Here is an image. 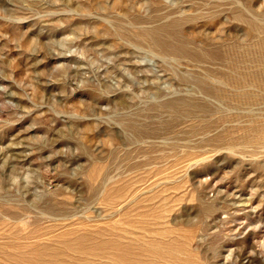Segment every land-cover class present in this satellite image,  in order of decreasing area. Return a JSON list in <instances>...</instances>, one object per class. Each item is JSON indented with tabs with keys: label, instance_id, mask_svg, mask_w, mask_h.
I'll list each match as a JSON object with an SVG mask.
<instances>
[{
	"label": "rangeland",
	"instance_id": "obj_1",
	"mask_svg": "<svg viewBox=\"0 0 264 264\" xmlns=\"http://www.w3.org/2000/svg\"><path fill=\"white\" fill-rule=\"evenodd\" d=\"M193 1L0 0V202L16 209L10 215L0 207V264H242L244 240L259 257L253 263H264L263 143L183 161L181 151L158 143L193 145L194 136L141 140L124 123L130 115L150 125L167 116L150 110L153 102L200 95L192 81L177 78L189 75L190 65L117 35L154 14H199ZM239 1L264 22V0ZM214 21L197 18L183 32L196 43L247 40L226 11ZM235 93L209 97L221 110H241L246 103ZM92 185L98 192L89 193ZM53 192L70 219L50 220L38 209ZM198 198L223 207L202 214ZM21 204L29 210L16 208Z\"/></svg>",
	"mask_w": 264,
	"mask_h": 264
},
{
	"label": "bare ground",
	"instance_id": "obj_2",
	"mask_svg": "<svg viewBox=\"0 0 264 264\" xmlns=\"http://www.w3.org/2000/svg\"><path fill=\"white\" fill-rule=\"evenodd\" d=\"M193 3L196 4V7L198 6V8H200L198 11L199 14L196 15L181 14V13L175 15L171 14L172 16H167V17L164 16L165 18L161 17L162 18L161 20L158 18L156 19L157 15L154 14L152 15V17L150 16L147 19V22L146 21L142 22L141 20H139L140 19L139 17L134 16L133 21L135 20L142 22L141 24L137 25V29L135 31L134 30L126 31L123 29H117V35H119L118 39L125 40L127 44L143 46L156 54L167 55L170 56L173 60H177V62L180 63L182 62L190 65L191 66L190 74L186 76L180 74L177 76V78L179 81L183 83L187 81H192L198 92H200V95L198 96L177 95L150 104V110L165 111V114L167 112L166 117L158 119L155 123H152L150 125L141 124L136 122L135 119H133L130 115L124 117V123L127 127H129L132 130L131 132H133V135L141 140L144 138H154V137L161 138L162 140V137L159 136L163 133H168V132H172L173 134H180V136L181 135H190V137L194 136L195 143H193V145L182 144V143L179 144L173 138H172L173 140H169L168 138V142H164L160 140L162 143H158L162 146L163 144L164 145L166 144L169 150L175 152V154L177 151L178 152L181 151L184 159L183 161L192 158L195 159L197 158L198 159L197 161H200L201 159H204L207 156L208 159L209 155L204 156L206 153L221 150L220 148H224L229 153L230 152L234 153L238 149L235 147L236 144L242 142L263 143L262 148L264 149V22H258L255 17H252L248 9L239 0H194ZM221 10L226 11V13L230 16V18H232L235 21H238V23L243 26L247 37L246 39L247 40L251 39V44L248 42L249 40L248 41L245 40L242 43L236 45L234 42L231 41L226 42L223 40H213V39H203L200 43H196L194 41L193 36L188 37L184 34L183 32L184 24L194 23L197 20V18H203L215 22L214 20L217 18ZM260 15L264 17V9L261 11ZM237 60L239 62L238 66H236V64H234L233 62ZM221 89L224 91L225 90L237 91L238 93H235V98L238 97L239 99H242V101L246 103L245 106L240 108L241 110L231 109L232 113H230L231 110H224V109L221 110V108L220 109L217 108V106L213 103V101L210 99L209 96L216 97ZM235 100L236 99L231 100L232 102L231 104H233L234 107L236 102L233 101ZM261 100H263L262 103L260 102L261 104L259 103L257 105H253L257 103V101H261ZM149 117L152 118L151 116ZM185 120L188 121V123H186L185 128H182L179 131H175L174 129L176 125H178L180 121H185ZM155 142L151 141L149 143L146 141L147 143L146 147L148 148V147L157 146L156 144H154ZM136 143L138 144V141ZM142 143L144 144V142ZM142 143H139L138 145H143ZM255 151L256 148L254 149L251 148L248 152L252 154L255 153ZM213 153L215 154V152ZM117 157L118 156H115V158ZM144 159H146V157H144ZM115 160L117 161L118 158ZM165 161H167V159ZM94 170L95 168L93 169V171ZM101 175L102 174L100 173L99 178H102ZM94 184L97 183H93V185ZM86 185L87 182L85 186ZM93 185L90 186L91 192L88 191L89 193L98 192L99 189L96 190L97 189L96 185L95 186ZM58 193L53 192V194H51L50 196L48 195L49 201H44V203L42 202L43 201L42 198V201L38 202L39 203L38 209L46 213L49 216V218H52L50 220L59 219L63 221L70 217L71 214L69 213L71 209L68 206H66V204L63 201H57V200L52 201V199H54L52 197ZM198 200H199V212H201L202 214L204 213L207 215H212L218 208L223 207L222 205H217L216 202L212 200L203 199V198H198ZM231 203H235V201L233 200V202ZM0 207L3 209L4 213H10V215L11 212L14 213L15 212L14 210H16V209L13 210V207L10 209L9 207L5 206L4 202H0ZM16 208L21 209L22 211H24V213L25 210H29L27 209L26 206L22 204ZM36 211L37 214L36 213L35 214L38 216L40 213H38V210ZM46 214L45 216H47ZM13 218L17 219L16 217ZM232 218L233 215L229 213L227 214L225 219L229 220ZM41 219L42 218H40V220ZM204 229L205 228H203V230ZM178 235L180 234L178 233ZM176 236L175 238L177 239L180 238ZM215 240L216 237L212 238L211 240L212 243L215 242ZM242 243H243L242 249L239 252L240 259L242 258V264H254L253 261L257 257L256 255L250 252L249 250L251 248L250 243L247 242L246 240H244V242ZM176 244H178V242ZM79 245H81V243ZM262 245L264 246V243ZM189 247L186 246V248ZM183 253L184 252H182L181 254L184 255ZM164 256L166 255L164 254ZM257 259H255V261ZM258 264H262V263H258Z\"/></svg>",
	"mask_w": 264,
	"mask_h": 264
}]
</instances>
